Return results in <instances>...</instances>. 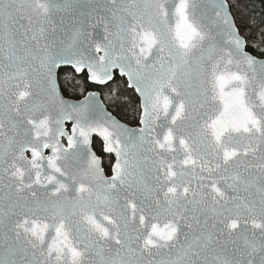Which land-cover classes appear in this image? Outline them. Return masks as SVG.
<instances>
[{"label":"snow or ice","instance_id":"obj_1","mask_svg":"<svg viewBox=\"0 0 264 264\" xmlns=\"http://www.w3.org/2000/svg\"><path fill=\"white\" fill-rule=\"evenodd\" d=\"M248 47L227 0H0V264H264V59ZM61 65L101 85L118 70L142 126L95 92L65 99Z\"/></svg>","mask_w":264,"mask_h":264},{"label":"trees","instance_id":"obj_2","mask_svg":"<svg viewBox=\"0 0 264 264\" xmlns=\"http://www.w3.org/2000/svg\"><path fill=\"white\" fill-rule=\"evenodd\" d=\"M236 25L241 34L248 38L250 53L264 57V52L252 45L258 43L256 37L264 30V0H227ZM58 81L62 94L70 99H79L87 92L97 90L108 109L121 121L137 126L140 117V102L135 92L128 88L125 79L115 76L112 82L97 87L88 82L86 73L77 75L69 68L59 71ZM93 149L103 160V168L107 175L111 174L113 158L103 153L102 143L94 139Z\"/></svg>","mask_w":264,"mask_h":264},{"label":"water","instance_id":"obj_3","mask_svg":"<svg viewBox=\"0 0 264 264\" xmlns=\"http://www.w3.org/2000/svg\"><path fill=\"white\" fill-rule=\"evenodd\" d=\"M227 3H228V1H227ZM228 5H229V3H228ZM229 9H230V5H229ZM230 12H231V9H230ZM231 15H232V12H231ZM62 16H64V13H58V14H57V18H58V19H59V17H62ZM232 18L234 19L233 15H232ZM60 27L66 29V30H68V31H71V22L68 21V20H65L64 24H63V25H60ZM247 51H248V49H247ZM101 54H102V53H101ZM250 54H252V53H250ZM252 55H253V54H252ZM256 57H257V56H256ZM257 58H258V59H264V57H257ZM63 68H69V69H71V70H73V71L75 72L74 68H73L71 65H61V67H60L59 69H57V78H58L59 71H60L61 69H63ZM75 73H76L77 75H81V74H82V73H77V72H75ZM84 73H86V72H84ZM86 75H87V78H88V82H89L91 85H94V86H97V87H103V86H105V85H107V84H109L110 82L113 81V80H111V81H109L107 84L101 85V84H97V83L91 81V80L89 79L87 73H86ZM116 75L119 76L120 78L125 79L126 82H127V86H128L127 78H126L125 76H121V75L119 74V71H118V70L114 71V74H113L114 78H115ZM114 78H113V79H114ZM58 84H59V81H58ZM59 85H60V84H59ZM128 88L131 89V90H133V91L135 92V94L137 95V97L139 98V102H140V116H141V104H142V99H141L139 93H137V92L135 91V89H133V88H131V87H129V86H128ZM60 90H61V88H60ZM90 92H95V93H97L98 99H99V101L103 104L105 110L108 111L109 113H111V115H112L113 117H115L116 120H118L120 123L127 125L129 128H139V127L142 126V125H140L139 122H138V125H137V126H131V125H128L127 123L121 121L119 118H117V117H116V116H115V115H114V114L108 109V107L105 105V103H104L103 100H102L101 93H100L99 91H97V90L89 91V92H87L83 97H81V98H79V99H70V98H67V97H65V96L62 94V91H61V94L64 96L65 99L70 100V101H73V102H76V101H82V100L88 95V93H90ZM139 121H140V117H139ZM70 126H71V123L69 122V123H68V127L70 128ZM94 139H97V140H99V141L102 143V145H103V153H104L105 155H107V156H111V157L113 158V164H112V167H113V166H114V163H115V155H114L113 153H108V152L105 150V143H104V141H103V138L100 137V136H98V135H95V134L93 135V138H92V145H91V149H92L93 152H95L94 149H93V141H94ZM95 153H96V152H95ZM96 155H97V154H96ZM97 156H98V155H97ZM98 157L100 158L101 163H102V167H103V160H102V158H101L100 156H98ZM112 167H111V169H112ZM111 174H112V172H111ZM111 174H110V175H111ZM105 175H107V174L105 173ZM110 175H108V176H110ZM161 223H163V221H162Z\"/></svg>","mask_w":264,"mask_h":264}]
</instances>
